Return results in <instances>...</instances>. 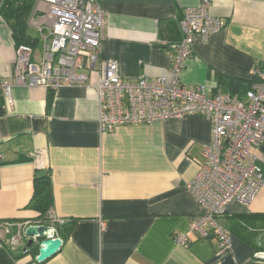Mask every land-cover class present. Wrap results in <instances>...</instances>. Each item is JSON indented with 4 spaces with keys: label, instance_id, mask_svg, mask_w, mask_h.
Returning <instances> with one entry per match:
<instances>
[{
    "label": "crops",
    "instance_id": "1",
    "mask_svg": "<svg viewBox=\"0 0 264 264\" xmlns=\"http://www.w3.org/2000/svg\"><path fill=\"white\" fill-rule=\"evenodd\" d=\"M201 1L100 0L105 16L100 58L114 61L125 79L168 78L167 46L182 36L178 19ZM207 15L221 28L194 40L179 80L212 93L223 91L220 74L233 80L225 82L228 89L243 99L252 68L264 59V0H209ZM29 33L37 38L32 27ZM16 47L0 18V81L10 73ZM40 47L37 38L33 57ZM97 118L96 92L88 84L57 90L18 86L10 100L0 97V232L3 223L12 234L21 224H42L38 212L26 207L33 178L41 173L51 181L50 216L71 223L66 237L57 235L61 245L53 255L38 262L28 249L23 252L22 243L10 252L13 262L264 264V247L251 244L254 239L258 244L263 231L248 242L231 230L238 215L264 214V186L249 205L230 202L216 217L231 232L230 247L220 248L211 232L205 237L189 232L185 245L175 242L201 213L190 184L211 139L207 119L194 113L100 132ZM250 151L264 172V143ZM47 226L56 236L55 225ZM40 240L34 238L31 246L36 253Z\"/></svg>",
    "mask_w": 264,
    "mask_h": 264
},
{
    "label": "built area",
    "instance_id": "2",
    "mask_svg": "<svg viewBox=\"0 0 264 264\" xmlns=\"http://www.w3.org/2000/svg\"><path fill=\"white\" fill-rule=\"evenodd\" d=\"M208 2L202 0L183 11L178 21L181 39L167 46L172 54L168 78L141 75L125 79L119 76L114 61L100 58L105 20L100 0H35L27 22L41 43L39 57H33L32 46L17 45L10 73L0 81V97L10 100L12 88L18 86L57 90L88 84L96 92L100 132L194 113L203 116L211 124V139L202 149L203 161L190 184L201 213L190 220L187 232L174 239L185 245L189 232L204 237L211 232L223 248L230 247L232 236L216 217L230 202L249 205L264 186V172L250 151L264 143V59L252 68V82L243 99L180 82L194 40L221 28L219 20L207 15ZM28 226L21 224L12 234L9 225L2 224L13 248L36 238L26 235ZM1 248L6 246L0 240ZM37 255H33L36 261Z\"/></svg>",
    "mask_w": 264,
    "mask_h": 264
},
{
    "label": "trees",
    "instance_id": "3",
    "mask_svg": "<svg viewBox=\"0 0 264 264\" xmlns=\"http://www.w3.org/2000/svg\"><path fill=\"white\" fill-rule=\"evenodd\" d=\"M34 1L35 0H3L0 6V18L9 26L16 45L27 44L33 47L37 44V38L34 36L32 37L29 33L27 22L33 9ZM179 40L175 43L179 42ZM231 80L232 79L226 78L220 74L217 75L218 84L223 88V91L234 95L225 83L229 81L232 82L233 80ZM52 203V186L49 174H36L33 178V192L26 207L38 212L36 219L40 223L44 225L52 223L55 225L56 236L58 235L64 238L69 233L71 223L57 225L52 221L50 216ZM237 218L238 220L234 222V226L231 228L233 233L238 234L248 242H251L252 238L259 236L261 231H263L262 235L264 236V214H241L238 215ZM251 244L256 248H263L264 237H261V240L258 241L259 245L256 243L255 239ZM28 252L35 254L36 248L30 247L28 248ZM13 259V256L6 248L0 249V264H14Z\"/></svg>",
    "mask_w": 264,
    "mask_h": 264
},
{
    "label": "water",
    "instance_id": "4",
    "mask_svg": "<svg viewBox=\"0 0 264 264\" xmlns=\"http://www.w3.org/2000/svg\"><path fill=\"white\" fill-rule=\"evenodd\" d=\"M26 235L29 237L40 238V243L38 247L37 261L41 262L46 258L53 255L61 245V239L57 236L51 237L53 235L51 228L47 225H29L25 230ZM33 239L29 238L23 247V252L32 246Z\"/></svg>",
    "mask_w": 264,
    "mask_h": 264
},
{
    "label": "rangeland",
    "instance_id": "5",
    "mask_svg": "<svg viewBox=\"0 0 264 264\" xmlns=\"http://www.w3.org/2000/svg\"><path fill=\"white\" fill-rule=\"evenodd\" d=\"M262 237V236H261ZM0 240L3 242V244L6 246V249L8 250V251H10V252H14L15 251V248H13L10 244H9V242H8V238H7V236L4 234V233H2V232H0ZM261 240V238L259 237V241ZM258 241V240H257Z\"/></svg>",
    "mask_w": 264,
    "mask_h": 264
}]
</instances>
